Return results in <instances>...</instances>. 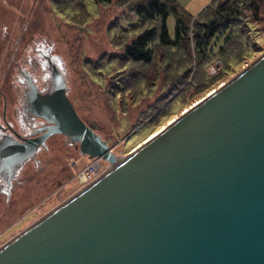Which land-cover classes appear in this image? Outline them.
<instances>
[{"label": "water", "instance_id": "water-1", "mask_svg": "<svg viewBox=\"0 0 264 264\" xmlns=\"http://www.w3.org/2000/svg\"><path fill=\"white\" fill-rule=\"evenodd\" d=\"M67 91L61 80L39 107L47 132L0 160L13 172L64 135L113 168L0 248V264H264V55L121 162Z\"/></svg>", "mask_w": 264, "mask_h": 264}, {"label": "rangeland", "instance_id": "rangeland-1", "mask_svg": "<svg viewBox=\"0 0 264 264\" xmlns=\"http://www.w3.org/2000/svg\"><path fill=\"white\" fill-rule=\"evenodd\" d=\"M146 1L0 0V94L8 112L18 105L17 67L30 68L35 49H51L66 72L78 116L122 161L264 55L261 9L259 18L246 10L219 25L202 56H190L186 47L154 46L150 63H133L125 57L139 33L133 7ZM175 1L193 24L207 25L234 0ZM175 26L170 16L171 38ZM3 108L0 95V115ZM48 150L37 156L39 165L23 167L9 200L0 192V248L84 190L78 175L91 161L79 146L54 137ZM102 167L112 166L102 161Z\"/></svg>", "mask_w": 264, "mask_h": 264}, {"label": "flooded vegetation", "instance_id": "flooded-vegetation-1", "mask_svg": "<svg viewBox=\"0 0 264 264\" xmlns=\"http://www.w3.org/2000/svg\"><path fill=\"white\" fill-rule=\"evenodd\" d=\"M34 54L33 59L29 58L30 68L17 67L14 83L19 88L18 94L16 93L18 105L12 112H8L6 99L3 93L0 94L4 100V108L0 115V149L2 151H4L2 145L5 143L10 146L12 144L24 145L28 140L40 139L47 132L51 123L39 117L42 113L39 107H43L45 99L54 97L61 80L67 84L66 72L62 68L61 61L56 55H53L51 49L45 51L35 49ZM32 64H35V66H32ZM68 92L69 88L67 96ZM54 137H62L70 145L79 146L76 143L72 144L64 135H54L46 139L45 146H40L34 152L32 158L25 161L19 169L14 168L13 172H11V165L9 164L10 159H7V161L0 160V192H4L6 199H10L14 183L17 181L23 167L29 162H32L34 166L39 165L40 161L37 156L42 152L49 151L48 143ZM110 149L112 150L111 147ZM9 154L11 153L7 152L4 155Z\"/></svg>", "mask_w": 264, "mask_h": 264}, {"label": "trees", "instance_id": "trees-1", "mask_svg": "<svg viewBox=\"0 0 264 264\" xmlns=\"http://www.w3.org/2000/svg\"><path fill=\"white\" fill-rule=\"evenodd\" d=\"M96 2L108 5L112 4L113 0H96ZM133 8L136 19L134 22L139 33L127 47L125 57L133 63L148 64L155 53L154 46L172 49L186 47L190 56H202L210 41L219 32V25L230 23L243 15L246 10L257 17L258 14L260 15V10L264 9V0H234L220 7L207 25L200 22L193 24L191 19L194 17L183 11L175 0H147ZM206 10L203 9L196 17H201ZM170 16L174 17L176 24L174 38L170 37L167 27ZM197 23L199 27L196 29ZM229 26V24L225 25V27Z\"/></svg>", "mask_w": 264, "mask_h": 264}, {"label": "built area", "instance_id": "built-area-1", "mask_svg": "<svg viewBox=\"0 0 264 264\" xmlns=\"http://www.w3.org/2000/svg\"><path fill=\"white\" fill-rule=\"evenodd\" d=\"M90 161L78 175L79 183L85 185V187L90 186L108 172V168L102 167L101 159L95 158Z\"/></svg>", "mask_w": 264, "mask_h": 264}, {"label": "bare ground", "instance_id": "bare-ground-1", "mask_svg": "<svg viewBox=\"0 0 264 264\" xmlns=\"http://www.w3.org/2000/svg\"><path fill=\"white\" fill-rule=\"evenodd\" d=\"M154 137H155V136H152V137L150 138V140H151L152 138H154ZM148 141H149V140H148ZM148 141H147V142H148ZM147 142H145V143H147ZM145 143H143V145H144ZM118 162H121V161H118ZM111 168H113V167H111ZM111 168H108V171L111 170ZM84 188H87V186L84 187ZM26 230H27V229H26ZM23 232H24V231H23Z\"/></svg>", "mask_w": 264, "mask_h": 264}]
</instances>
